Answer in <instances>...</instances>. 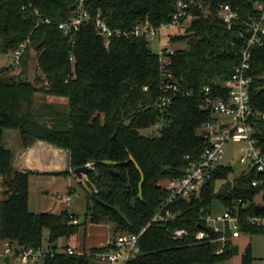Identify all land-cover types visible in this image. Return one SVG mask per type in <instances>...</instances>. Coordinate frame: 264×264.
Wrapping results in <instances>:
<instances>
[{
  "label": "trees",
  "instance_id": "1",
  "mask_svg": "<svg viewBox=\"0 0 264 264\" xmlns=\"http://www.w3.org/2000/svg\"><path fill=\"white\" fill-rule=\"evenodd\" d=\"M80 1L0 0V55L11 54L28 41L18 64L20 76H11V68L0 69V244L38 249L46 240L42 264H93L96 255L109 248L68 255L66 244L63 251H57L60 240L67 243L85 224L67 210L57 214L29 210V178L34 173L19 172L13 166L15 154L6 147L4 132L14 131L25 143L34 139L67 151L72 171L91 168L86 183L111 208L95 203L86 193L92 205L85 213L89 224H112L114 238L121 233L139 234L145 228L139 252L125 264H226L237 254L233 241L227 235L222 244L220 234L209 232L200 219L212 213L216 203L222 212L240 219L254 216L261 194L252 186L260 179L255 169H243L232 178V168L218 165L196 196L179 198L165 210L169 192L161 184L184 178L190 167L202 160L210 145L205 126L215 120L206 101H226L228 92L223 84L240 65L248 45L245 27L227 29L217 15L219 9L228 5L241 20H255L261 15L256 4L264 5V0ZM179 4L185 6L190 19L181 18L176 26L188 20L187 28L170 39L186 46L165 55L172 84L177 86L168 93L171 101L165 107L159 100L167 79L159 55L149 49L146 37L113 38L106 46L92 22L82 24L71 38L58 29L76 15L80 5L93 18L99 14L112 30L130 32L145 23L154 28L171 27ZM262 43L249 47L247 77L249 105L255 114L249 119L254 147L264 154V37ZM31 63L40 73L35 81L26 78ZM205 88L210 89L208 94ZM39 93L64 101L65 109L48 105L47 116L35 114L31 108ZM160 123L158 134L144 133ZM130 156L143 173L142 199L138 197L141 176L133 163L102 164L124 163ZM112 208H118L129 224ZM166 210L172 219L153 221ZM73 220L78 223L72 224ZM176 230L187 234L173 239ZM202 230L208 238L196 241L195 234ZM240 231L242 235L264 236V230L245 223ZM253 261L248 245L240 264Z\"/></svg>",
  "mask_w": 264,
  "mask_h": 264
},
{
  "label": "built area",
  "instance_id": "2",
  "mask_svg": "<svg viewBox=\"0 0 264 264\" xmlns=\"http://www.w3.org/2000/svg\"><path fill=\"white\" fill-rule=\"evenodd\" d=\"M82 0L80 1V4ZM185 6L178 5V10L172 17L170 26H176L179 20L183 17L190 19L184 11ZM256 9L261 12L258 19L244 21L241 20L237 11L230 6H222L217 15L226 25L227 29L232 26L245 27V33L249 34L247 48L242 52V59L240 65L234 70L231 78L227 80L223 86L227 89L228 98L221 99H207L206 106L210 109L213 118V123H208L205 126L206 138L209 139L210 145L205 149L202 160L193 164L184 178L171 180L166 183V190L169 192L167 200L163 203L162 210L177 201L179 198L196 196L202 184L209 178L210 173L215 169L223 157V147L226 143L232 142L235 144L244 145L243 156L240 157V165L246 166L243 172L255 169L260 176L259 180L252 182L253 187L261 190V194L257 199L258 203L255 207H264V154L254 147V138L252 136V126L249 119L254 117L252 109L249 105L248 86L250 79L247 77L249 67V47L253 45H262V37H264V5L256 4ZM94 23L97 36L104 40L105 45L108 46L110 40L113 38H127L146 37L148 40H153L157 34L166 26L161 25L159 28H154L148 23L142 26L135 27L130 32L112 30L108 27L103 19L98 14L95 18L91 17L82 9L80 5L76 15L68 22L61 23L58 29L64 37L71 38L73 33L79 30L82 24ZM239 37H243V33H239ZM28 41L19 45V47L11 53V64L18 65L23 54L26 51ZM172 49L161 48L158 52L161 71L163 77L167 79L163 83L162 96L160 98V106H167L171 97L168 95L171 91H176L177 86L172 84V74L167 71L168 59L165 55L172 54ZM147 90L146 88L144 89ZM210 92L209 88H205V93ZM59 200L69 202L71 197L65 195L58 197ZM173 217L169 211H165L163 216L158 213L153 221L167 222ZM209 232L220 234L219 241L224 244L227 235L231 241L241 237L240 226L242 223L264 230V211L259 212L251 217L240 219L238 215L232 214L228 211L219 213H209L204 215L201 219ZM78 221L73 220L72 224H77ZM145 228L139 234L121 233L118 234L112 241L108 243V249L96 255L99 264H125L128 259L135 256L139 252V238ZM185 230H176L173 232V239L182 238L186 235ZM196 241H205L208 238L207 231H199L194 236ZM68 255H83L85 252L77 251L74 247L68 245L65 249ZM47 252L43 248H19L11 246L9 243L0 244V258L14 264H38L44 260Z\"/></svg>",
  "mask_w": 264,
  "mask_h": 264
},
{
  "label": "rangeland",
  "instance_id": "3",
  "mask_svg": "<svg viewBox=\"0 0 264 264\" xmlns=\"http://www.w3.org/2000/svg\"><path fill=\"white\" fill-rule=\"evenodd\" d=\"M188 20L182 26H171V27H165L163 28L155 37L153 40H149V49L157 54L161 48H170V49H177L185 47V42H175L171 43L170 39L173 36L181 35L184 33L185 29L187 28ZM33 55V52L31 53ZM8 68L10 70L9 74L11 76L16 77L17 75L20 76L22 73V69L18 65H12L11 64V54L2 56L0 55V69ZM40 73L35 69L34 63H31L29 66V69L27 71L26 78L29 81H35V77L39 75ZM25 78V77H24ZM52 105L55 108H63L66 105L64 104V101L57 100L52 97H47L41 93L37 94L35 96V103L33 107L31 108L32 111L36 114H42L44 116H47V109L46 106ZM163 125V123L158 124L157 126L151 128L150 130L144 132L146 134H158L159 128ZM8 133L11 132H6ZM13 135L8 137L7 145L14 146L13 141ZM6 144V143H5ZM223 157L220 162V165L228 166L233 169L232 178L234 176H237L245 167L240 165L239 159L240 156L244 153V149L242 148V144H235L232 142H228L223 147ZM56 180H52L48 177H38V176H31L29 178V199H28V207L31 212L34 213H51L58 210L61 203L65 204V201H60L58 197L65 196V192L68 190L69 187L73 188L74 191H71V194L69 195L73 201L68 203L70 210L77 215V219L81 224H85L82 226L79 231L76 239L71 238L68 240V242H71L75 245L77 242L79 246H82L85 244L86 248L89 246V239H88V233H89V220L85 219V213L88 205H91V202L87 199L86 191L83 188L81 184L75 183V180L63 175H58L55 178ZM219 184V183H217ZM163 187H166V183L161 184ZM67 195V194H66ZM92 207V205L90 206ZM222 212L221 207L218 203L214 205L212 213H219ZM106 227V226H104ZM85 228V231H84ZM108 228V229H107ZM107 228L104 229L102 233L104 235L111 238V240L114 239L113 235V225L108 224ZM101 235V234H100ZM243 235H241L242 237ZM252 245H255L257 247L258 251L264 252V236H251ZM47 238V232H44V239ZM64 240H60L58 242V252L63 251V246L66 245ZM43 248H46L47 243L46 240L44 241ZM233 258L227 262L226 264H232ZM0 260V264H3ZM42 264V263H38ZM97 264V263H93Z\"/></svg>",
  "mask_w": 264,
  "mask_h": 264
},
{
  "label": "crops",
  "instance_id": "4",
  "mask_svg": "<svg viewBox=\"0 0 264 264\" xmlns=\"http://www.w3.org/2000/svg\"><path fill=\"white\" fill-rule=\"evenodd\" d=\"M6 132L8 133L7 135ZM13 135V143L14 146H6L10 150H12L15 154V160L13 166L19 172H32L34 173L31 176H38V177H48L52 180H56V176L59 173L68 172L69 174L66 175L75 180V183L80 184L79 179L73 174L72 170L69 168V155L67 151L62 149H58L53 145L37 141L34 139H28L26 143L21 139L17 132L14 131H5V143L7 145L8 137ZM30 176V177H31ZM64 176V175H63ZM86 180V176H84ZM71 191H74L73 188L69 187L68 190L64 193L65 195H70ZM65 201V200H60ZM73 199L69 202H64L65 204L61 203L58 210L55 212H51L57 214L63 210H67L70 213H73L70 210L69 204L72 202ZM74 214V213H73ZM76 215V214H75ZM106 226V227H104ZM107 228V225H91L89 226V246L86 248L85 244L79 246L76 242L75 245L71 242H67V245L74 247L77 251L88 252L92 248H103L107 247L108 243L111 240L106 234L102 233L105 231L104 229ZM108 229V228H107ZM85 231V228H84ZM101 234V235H100ZM78 233L71 237L72 239H76ZM251 236L243 235L236 240H233V246L237 250V254L233 257L232 264H240L241 255L243 254L245 248L250 245L252 249V255L254 257L253 264H264V252L258 251L255 245H252ZM0 260L4 262L3 264H14L9 261H5L4 259ZM99 264L98 262H96Z\"/></svg>",
  "mask_w": 264,
  "mask_h": 264
},
{
  "label": "water",
  "instance_id": "5",
  "mask_svg": "<svg viewBox=\"0 0 264 264\" xmlns=\"http://www.w3.org/2000/svg\"><path fill=\"white\" fill-rule=\"evenodd\" d=\"M1 131V129H0ZM133 163L137 169V171L139 172L140 176H141V180H140V183H139V193H138V197L139 199H142V185H143V182H144V177H143V173L142 171L140 170L139 166L137 165V163L134 161V159L130 156L129 157V160L127 162H124V163H116V162H111V161H103L102 164L103 165H106V166H119V165H125V164H128V163ZM91 170V168L89 166H86V167H83V168H78V169H75L73 170V174L79 179L80 181V184L83 186V188L85 189L86 193L89 195L90 199L92 201H94L95 203L101 205V206H104V207H109L107 204L101 202L97 196H96V192L89 188L87 183H86V180L84 179V176H86V174ZM191 198H193V196H191ZM111 208V207H109ZM112 210L124 221L126 222L127 224L128 221L126 219V217L121 213V211L118 209V208H112ZM255 210V213L257 214L258 212L260 211H264V207H255L254 208ZM118 229V228H116ZM56 245H53V248H55Z\"/></svg>",
  "mask_w": 264,
  "mask_h": 264
}]
</instances>
